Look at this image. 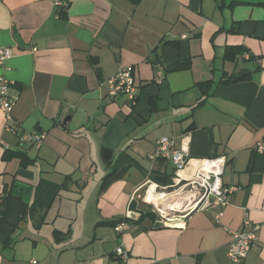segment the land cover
I'll return each mask as SVG.
<instances>
[{
	"label": "crops",
	"instance_id": "obj_1",
	"mask_svg": "<svg viewBox=\"0 0 264 264\" xmlns=\"http://www.w3.org/2000/svg\"><path fill=\"white\" fill-rule=\"evenodd\" d=\"M63 1L60 16L52 0H0V47L13 51L0 75L17 98L19 126L6 130L0 108V140L8 143H0V201L12 193L32 203L41 179H72L40 228L7 211L0 231L16 241L5 247L0 240V264H264V0ZM236 46L242 55L227 59V48ZM177 61L189 67L165 71ZM123 67L133 68L139 87L134 107L125 95L109 94L108 79ZM242 71L249 73L232 79ZM34 130L45 132L43 144L21 145L22 134ZM184 135L190 158L224 156V184L241 187L219 221L210 208L172 222L142 198L146 186H162L150 171L168 174L173 183L163 187L173 186L174 165L149 155L162 136L179 147ZM103 147L115 160L123 153L136 163L104 189ZM13 150L34 162L6 158ZM148 211L157 215L140 218ZM125 217L123 230L107 223ZM245 220L260 225L258 241L231 262L226 228L238 230ZM120 246L130 254L126 261L116 253Z\"/></svg>",
	"mask_w": 264,
	"mask_h": 264
},
{
	"label": "built area",
	"instance_id": "obj_2",
	"mask_svg": "<svg viewBox=\"0 0 264 264\" xmlns=\"http://www.w3.org/2000/svg\"><path fill=\"white\" fill-rule=\"evenodd\" d=\"M52 2L57 9L67 6V3L63 0H52ZM12 55L13 51L11 48L0 47V68H5L6 61ZM245 57H249V55L245 54ZM164 76V70L160 67L159 79H163ZM9 83L5 75H0V108L4 113L5 129L16 133L19 128L14 118L17 98L10 94ZM107 84L110 95L123 94L130 105L137 103L139 87L136 84L132 67L120 68L114 76L108 79ZM45 138V132L29 131L22 134L20 144L24 145L30 142L39 148ZM0 143L6 148L8 147V143L4 139H1ZM188 144L189 137L187 135L181 138L179 147L175 146L170 137L162 136L158 140L154 152L149 156L154 161L160 158L167 159L174 165L176 176L174 177L173 186L181 185L187 188V194L184 196V203L182 204L184 215L195 209L208 210L211 208L216 211L215 217L219 221L223 216V207L230 202L231 195L241 187L224 184L222 179L226 166V158L224 156L193 160L190 158ZM263 146L264 142L259 144L258 148ZM159 211L164 216L162 210L159 209ZM125 228H128L126 222L116 225L117 230ZM259 228V224H252L249 220H245L242 227L238 230L226 228L231 237L227 253L231 262H239L247 257L258 241L257 232ZM116 253L123 261L130 257L129 252L121 246L116 249Z\"/></svg>",
	"mask_w": 264,
	"mask_h": 264
},
{
	"label": "trees",
	"instance_id": "obj_3",
	"mask_svg": "<svg viewBox=\"0 0 264 264\" xmlns=\"http://www.w3.org/2000/svg\"><path fill=\"white\" fill-rule=\"evenodd\" d=\"M264 4V2H262ZM59 15L64 16V7L59 8ZM168 43V42H166ZM243 49L241 47H229L226 50L225 57L227 59L234 60L242 55ZM189 67V62L187 61H177L165 68V71H175V70H181L186 69ZM212 81L203 82L200 84V87L202 89V97L199 100V104H202L206 100V96L209 93V89L211 87ZM138 100V98H137ZM131 105V106H135ZM101 154L104 162L108 166V172L105 176V180L103 181V189L107 187L108 183L112 180L116 179L117 177L121 176L125 171L128 170L131 164H136L135 161L132 160L128 155L120 153L117 156V159L115 160V154L112 149L103 147L101 149ZM19 157L21 159V162L23 166H27L34 162V159L30 158V156L24 152V151H6V158L11 157ZM151 179L158 182L162 186L171 185L172 179L171 176L168 174H159L158 172L150 171ZM72 183V179L70 176H66V180L62 184H56L53 182H50L45 179H41L39 183L36 186V196L32 203H27L24 200H22L20 197L13 195L12 193H5L1 198L0 201V224L4 223L6 213L9 209H15L17 212L20 213L22 217H30L35 221V227L40 228L44 222L46 217L47 210L51 207L53 202L55 201L56 197L59 195L60 191L62 189H69L70 185ZM146 215H153L152 217H155L154 215H157L156 213L152 211H148L146 214L141 213V217H144ZM131 218L125 217L122 219L114 220L107 222L109 224H112L113 226H116L117 224L121 222H128ZM56 238H61L62 233L58 230L54 231ZM0 240L4 244V246H12V244L16 241L13 237H8L2 234L0 231Z\"/></svg>",
	"mask_w": 264,
	"mask_h": 264
},
{
	"label": "rangeland",
	"instance_id": "obj_4",
	"mask_svg": "<svg viewBox=\"0 0 264 264\" xmlns=\"http://www.w3.org/2000/svg\"><path fill=\"white\" fill-rule=\"evenodd\" d=\"M168 165L170 167L172 166V164L170 162H169ZM146 189H147V186L145 187L144 190L141 191V194H143L142 198H144V195H146L145 194L146 193ZM155 189H150L147 192L146 198H148V196H151V195H156V194L157 195H160L159 193H162V194H172L169 197V199L167 200V206H172L174 204L173 201H172V199H173L172 198L173 193L174 194L177 193V194H175V196H178V197H180V196L181 197H184L187 194V188L184 187V186H181V185H178V186H170V187H163V186H159L158 185L157 188L155 187ZM149 205H150V208H156V207H154V205H151V204H149ZM176 209L177 210H175V211L174 210H168V211H166V214H165V216H167V217H169V218L172 219V222H178L179 219H181L184 216V214H185V212H183L184 211V208L182 207V204H181V207H177ZM157 212H159V214H160V211L157 210Z\"/></svg>",
	"mask_w": 264,
	"mask_h": 264
},
{
	"label": "bare ground",
	"instance_id": "obj_5",
	"mask_svg": "<svg viewBox=\"0 0 264 264\" xmlns=\"http://www.w3.org/2000/svg\"><path fill=\"white\" fill-rule=\"evenodd\" d=\"M150 190V188L146 191V194L147 192ZM177 194V193H175ZM174 194V204L172 206H167V200H165L164 198H162L163 196H159V195H151V196H148V200L149 201H152L150 203L154 204L156 207H158L159 209L162 210L163 214L165 215L166 214V211L168 210H172L174 208H177V207H181V204L184 203V197H178V196H175ZM146 197V195H145ZM146 200V198H145ZM147 201V200H146ZM164 205V206H162Z\"/></svg>",
	"mask_w": 264,
	"mask_h": 264
},
{
	"label": "water",
	"instance_id": "obj_6",
	"mask_svg": "<svg viewBox=\"0 0 264 264\" xmlns=\"http://www.w3.org/2000/svg\"><path fill=\"white\" fill-rule=\"evenodd\" d=\"M249 73V71H242L240 73H238L237 75H235L232 79L233 80H239L241 78H243L245 75H247ZM196 210V209H195ZM194 211V210H193ZM192 212V211H191ZM190 213V212H189Z\"/></svg>",
	"mask_w": 264,
	"mask_h": 264
}]
</instances>
